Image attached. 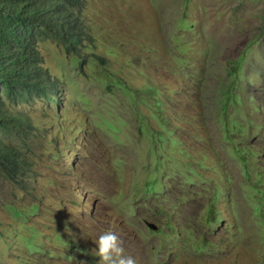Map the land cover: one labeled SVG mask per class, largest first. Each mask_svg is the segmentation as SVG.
Wrapping results in <instances>:
<instances>
[{"label": "rangeland", "instance_id": "374dc122", "mask_svg": "<svg viewBox=\"0 0 264 264\" xmlns=\"http://www.w3.org/2000/svg\"><path fill=\"white\" fill-rule=\"evenodd\" d=\"M77 55L38 42L56 102L0 174V264H264V0H84ZM144 221L153 223L155 230Z\"/></svg>", "mask_w": 264, "mask_h": 264}, {"label": "trees", "instance_id": "16d2710c", "mask_svg": "<svg viewBox=\"0 0 264 264\" xmlns=\"http://www.w3.org/2000/svg\"><path fill=\"white\" fill-rule=\"evenodd\" d=\"M84 0H0V174L17 183L29 167L12 140L32 126L13 107L32 100L56 102L57 82L42 67L38 42L54 40L77 55L89 38Z\"/></svg>", "mask_w": 264, "mask_h": 264}, {"label": "clouds", "instance_id": "9594fccd", "mask_svg": "<svg viewBox=\"0 0 264 264\" xmlns=\"http://www.w3.org/2000/svg\"><path fill=\"white\" fill-rule=\"evenodd\" d=\"M94 243L98 264H137L134 257L125 254L123 241L112 230L102 233Z\"/></svg>", "mask_w": 264, "mask_h": 264}, {"label": "water", "instance_id": "95a60500", "mask_svg": "<svg viewBox=\"0 0 264 264\" xmlns=\"http://www.w3.org/2000/svg\"><path fill=\"white\" fill-rule=\"evenodd\" d=\"M144 223H145V225H146L148 228H150V229H152V230H155V229H156V226H155L153 223L148 222V221H144Z\"/></svg>", "mask_w": 264, "mask_h": 264}]
</instances>
